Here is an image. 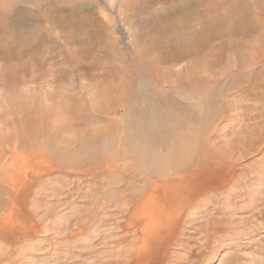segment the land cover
Returning a JSON list of instances; mask_svg holds the SVG:
<instances>
[{"label":"bare ground","instance_id":"bare-ground-1","mask_svg":"<svg viewBox=\"0 0 264 264\" xmlns=\"http://www.w3.org/2000/svg\"><path fill=\"white\" fill-rule=\"evenodd\" d=\"M1 1L0 150L21 160L53 151L85 174L118 165L119 182L132 184L136 172L195 173L212 155L246 149L218 139L225 127L214 124L256 114L239 100L264 89V0H110L117 18L103 0ZM257 118L248 130L263 136L264 113ZM27 168L0 170V199ZM127 191L117 192L130 204L139 191Z\"/></svg>","mask_w":264,"mask_h":264},{"label":"rangeland","instance_id":"rangeland-1","mask_svg":"<svg viewBox=\"0 0 264 264\" xmlns=\"http://www.w3.org/2000/svg\"><path fill=\"white\" fill-rule=\"evenodd\" d=\"M103 2L117 18L118 1L115 7L110 0ZM3 65L0 60V69ZM262 66H255L250 79ZM2 87L0 113L6 106ZM233 95L225 100L238 94ZM239 102L259 106L251 120L214 125L225 127L218 139L240 138L246 149L232 150L230 158L212 155L202 174L191 169L171 176L124 170L126 176L138 175L130 184L119 182L118 165L85 174L73 164L58 165L53 151L21 160L14 149L0 150V170L13 174V168L28 164L21 182L9 177L2 186L0 264H264V135L252 136L248 130L257 127V117L264 113V89L256 87ZM186 177L196 180L184 184ZM132 188L140 195L130 204L121 202L117 191L127 194ZM147 227L151 232L142 231Z\"/></svg>","mask_w":264,"mask_h":264}]
</instances>
